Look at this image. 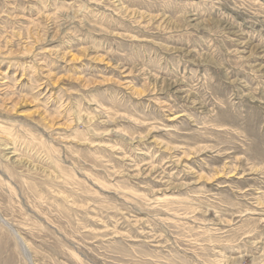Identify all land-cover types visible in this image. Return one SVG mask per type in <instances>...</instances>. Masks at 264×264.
<instances>
[{
	"label": "rangeland",
	"instance_id": "obj_1",
	"mask_svg": "<svg viewBox=\"0 0 264 264\" xmlns=\"http://www.w3.org/2000/svg\"><path fill=\"white\" fill-rule=\"evenodd\" d=\"M0 264H264V0H0Z\"/></svg>",
	"mask_w": 264,
	"mask_h": 264
},
{
	"label": "bare ground",
	"instance_id": "obj_2",
	"mask_svg": "<svg viewBox=\"0 0 264 264\" xmlns=\"http://www.w3.org/2000/svg\"><path fill=\"white\" fill-rule=\"evenodd\" d=\"M1 221L4 223V224H6L7 226H9L10 228H12L7 222H6V220H4V219H2L1 218ZM13 231V230H12ZM13 232H15V231H13ZM24 243V242H23ZM22 242H21V246H22V252H23V254L26 256V258H27V260L28 261H31V259H30V255H29V252H28V250H27V248L24 246V244H23ZM30 263V262H29Z\"/></svg>",
	"mask_w": 264,
	"mask_h": 264
}]
</instances>
